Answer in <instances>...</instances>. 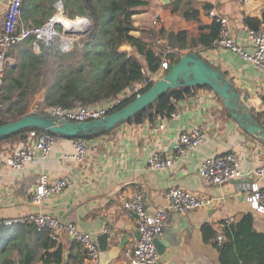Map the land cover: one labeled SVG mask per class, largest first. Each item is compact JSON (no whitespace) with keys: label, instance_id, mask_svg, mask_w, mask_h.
<instances>
[{"label":"crops","instance_id":"crops-1","mask_svg":"<svg viewBox=\"0 0 264 264\" xmlns=\"http://www.w3.org/2000/svg\"><path fill=\"white\" fill-rule=\"evenodd\" d=\"M190 1L193 9L198 11L200 23L206 27L214 21L207 15V10L215 8L219 15L227 19L234 40L248 50L252 48L247 39V27L250 25L242 19L246 18L253 24L257 22L258 29L264 28V0ZM7 3L8 0H0V22ZM23 3L25 10L19 19L23 28L46 21L43 18L32 22L31 17L26 21L24 15L31 3L29 0H23ZM168 3L154 0L153 6L148 3L141 13L149 9L154 11L152 16L158 15V27L155 29L166 32L186 30L189 36L195 37L198 23L184 20L180 12L171 14L166 7ZM142 20V23L134 24L142 28L148 26L143 17ZM123 46L124 50H131L130 46ZM197 49L222 73H231L230 81L246 92L250 105L258 112L264 126V71L218 47L215 40L212 48ZM9 51L7 56L11 62ZM216 98L211 90L201 87L163 96L158 106L145 110L143 118L125 122L106 134L85 140L87 153L80 161L69 157L73 151V139L56 137L45 159L36 157L34 162L21 169L2 164L0 225L6 220L23 224L30 214L43 213L74 223L80 231L91 233L96 242L99 235L109 231V245L105 252H99L98 264H127L125 252L136 244L138 236L136 218L123 209L122 202L140 191L146 209L154 211L165 204L163 194L167 189L182 187L212 198L213 203L186 214H171L162 236L157 238L158 246H155L161 264H220L218 245L221 242L216 239L219 229L236 222L242 215L250 214L254 230L264 234V213L255 212L246 201L251 183L256 182L260 189H264V177L246 175L264 165V144L244 132L227 116L222 105L216 108L217 119L213 117L209 105L217 104ZM167 113L177 116L166 121L165 131L151 133L150 128ZM198 125L205 127L206 136L196 148L186 149L174 158L173 165L167 170L148 168L147 159L152 151L170 156L179 133ZM29 140L28 134L20 139L1 141L0 158H7L16 148L28 144ZM230 151L237 153L245 175L221 186L204 183L198 176L201 161L207 156ZM42 172L51 179L67 178L69 184L60 193L35 204L30 197L36 178ZM43 241L44 238L37 239L35 264H43V259L55 264L52 263L53 257H47V253L53 254L58 249L60 264H92L82 246L65 233L47 244Z\"/></svg>","mask_w":264,"mask_h":264},{"label":"trees","instance_id":"trees-1","mask_svg":"<svg viewBox=\"0 0 264 264\" xmlns=\"http://www.w3.org/2000/svg\"><path fill=\"white\" fill-rule=\"evenodd\" d=\"M24 6L25 3L22 5V12L25 10ZM146 6H148L147 0H82L81 13L78 16L87 17L92 25L80 51L81 60L75 64L58 65L53 82L47 87L43 105L70 107L115 98L126 88L147 80L150 75L156 73L160 69L163 58L170 61V67L186 52L196 51L200 54L197 48L213 47V41L218 36L219 23L214 20L208 27L202 25L198 18V11L193 9L190 0H170L166 7H169L171 14L180 12L184 20L198 23V33L195 37L189 36L186 30L166 32L164 29H155L151 26L138 27L134 24V17ZM247 23L250 28L255 30L259 28L257 22L253 24L248 20ZM19 27L18 25V29ZM157 39L162 42L155 47L152 46V42ZM23 42L26 45L19 50V55H17L20 62L22 61L20 65L22 64L25 71L28 70V75L33 67L39 74L43 60L29 48L32 38ZM57 43L44 45L43 51H47L48 54L58 52L57 56L61 59L65 56L69 57L70 50L62 52L58 47H56L57 50L53 49ZM122 45L130 46L131 50H120ZM77 50L79 49L76 47L75 51ZM167 50L169 51L166 52ZM72 57L75 55L72 54ZM15 71L16 67H9L8 74L3 80H9L10 84L21 90L18 100L11 102L10 95L3 93L1 87V102L8 103V107L5 111L2 110L0 125L29 115L27 102L22 105L20 103L26 97V89L21 88L20 79L12 76ZM151 85L152 83L147 84L139 91V94ZM10 88V86L6 87V90L9 91ZM201 88L209 89L206 86ZM180 91L183 90H169L164 97ZM135 97L136 95H132L123 99L110 112L122 108ZM262 99L264 101V97ZM158 102V100L155 101L147 109L158 106ZM145 110L128 121L143 118ZM34 114L44 115L43 110ZM31 131H36V129L22 130L17 134L0 139V142L20 139ZM39 237L44 238V244L51 240L47 231L37 232L30 223H15L6 226L2 222L0 225V264H35L36 243ZM41 243L42 241L39 242ZM218 250L220 264H264V234L254 230L250 214L242 215L236 222L223 228V238L218 245ZM59 252L60 249L53 254L47 253V257H53L51 258L52 263L60 264ZM43 264L51 263L50 260L43 259Z\"/></svg>","mask_w":264,"mask_h":264},{"label":"built area","instance_id":"built-area-1","mask_svg":"<svg viewBox=\"0 0 264 264\" xmlns=\"http://www.w3.org/2000/svg\"><path fill=\"white\" fill-rule=\"evenodd\" d=\"M214 1V0H210ZM23 0H8V3L2 14L0 22V94L3 83L6 66L10 63L7 52L17 43L23 42L28 38H32L34 50H40V41L46 45H50L55 41L63 52L72 49L74 41L83 35H86L90 29V20L87 17H75L69 19L71 22L79 19L80 30L76 34L68 36L63 31L57 30V20L55 15L50 17L41 26L35 27H19V19L22 15ZM57 14L62 15V4L57 2ZM207 15L219 23V32L215 40L218 47H222L229 53L234 54L244 63L251 65L257 69L264 71V28L253 29L247 27V39L252 44L251 49L244 48L237 43L231 35L227 19L219 15L215 8L211 7L207 10ZM63 16V15H62ZM247 23V19H242ZM151 26L158 27V15H153ZM67 39H69L67 41ZM68 42V43H67ZM160 39L152 42V46L161 43ZM167 50L166 52H168ZM170 61L166 58L162 59L160 69L149 76L147 80L138 82L132 87L126 88L120 95L115 98L102 100L89 105L77 104L70 107H62L60 105H51L43 110L44 115L58 120L69 122H83L99 119L119 104L123 99L132 95H139V91L147 84L154 83L161 78L165 71L169 70ZM227 79L231 78V73H223ZM264 95V89L262 91ZM38 112L37 108H32L30 113ZM2 114V103L0 99V118ZM175 113H167L163 117L158 118L157 122L150 128L151 133H161L165 131L167 120L176 117ZM30 140L28 144L16 148L7 158H0V166L2 164L14 168L21 169L27 164L36 160V157L45 159L52 147L56 137L40 131H31L29 133ZM206 136V130L203 125L192 127L191 129L179 133L170 156H163L157 151H152L147 159V166L151 170L161 171L169 169L174 158L182 155L186 149L196 148ZM73 151L70 158L76 161L83 160L86 157L87 148L85 140L73 139ZM251 174L255 178L264 177V165L256 167L246 173ZM240 159L235 152H226L218 156L205 157L198 167L199 178L210 186H221L235 178L241 177ZM69 184L67 178L51 179L46 173H40L36 178V186L31 194L30 200L35 204H41L50 196L60 193ZM165 204L158 207L154 211L146 209L142 193L136 191L130 197L122 202V207L136 218V230L139 238L136 244L125 252L127 264H161V257L158 253L154 240L162 236L172 213L186 214L197 209L207 208L212 205L213 199L192 193L182 187H171L164 192ZM246 201L250 208L257 213H264V189H260L256 182L251 183L246 193ZM24 222L33 225L37 232L47 231L51 240H56L62 233L70 236L75 242L82 246L88 260L92 264H98L99 249L94 236L91 233L80 231L72 222H65L54 216L37 213L30 214ZM11 221H3V225L10 226ZM223 238V228L217 231L216 239L221 242Z\"/></svg>","mask_w":264,"mask_h":264},{"label":"water","instance_id":"water-1","mask_svg":"<svg viewBox=\"0 0 264 264\" xmlns=\"http://www.w3.org/2000/svg\"><path fill=\"white\" fill-rule=\"evenodd\" d=\"M168 3V0H161ZM62 26L60 23H56ZM66 33V32H65ZM70 32L69 34H71ZM67 34V33H66ZM73 34H76L75 32ZM209 87L218 97L226 114L249 136L264 144V126L258 112L249 103L246 92L237 88L230 79L196 51L184 53L169 70L156 80L146 91L137 95L122 108L90 121L69 122L43 114H29L0 125V139L17 134L22 130H35L70 139L98 137L128 120L155 101H159L169 90H187ZM139 238V233L137 232ZM111 234L106 231L97 237L99 252H105ZM158 246V240H154Z\"/></svg>","mask_w":264,"mask_h":264},{"label":"rangeland","instance_id":"rangeland-1","mask_svg":"<svg viewBox=\"0 0 264 264\" xmlns=\"http://www.w3.org/2000/svg\"><path fill=\"white\" fill-rule=\"evenodd\" d=\"M147 1L150 4V6H153L154 0H147ZM57 2H61L62 13L63 15L67 16L68 19H75V17L73 16L79 15L81 13L82 0H29V3H31V7L25 12V15H24L25 20L27 21V19L31 17L32 22H37V20H40L43 18H45V20L47 21L50 17L57 14V11H58V7L56 6ZM153 12H154L153 10L149 11V9H147L146 11H144V13L137 14L134 17V22L142 23L143 21L142 17L144 18V20L147 21V19H150V17H152ZM139 15H142V16H139ZM149 21L150 20H148L147 23H148V26L150 27ZM42 24L43 23L35 25V26L39 27ZM91 25L92 23L90 20V28H91ZM19 26L22 27L20 22H19ZM57 30L58 32H60L61 28L57 26ZM68 36L70 37V35ZM85 38H86V35H83L82 37L80 36L77 41H74V44L72 45L73 46L72 49L68 52V54L70 53L69 55L71 57L65 56L64 59H61L57 56L59 55L58 52L48 54L47 51H43V46L44 45L46 46V44L40 41H37V43L40 45L39 51L34 50L33 45L31 44L29 48H31L32 52L40 56L41 60H43V63L40 68L41 72H39V74H37L38 71L35 69V67H33L31 68L30 70L31 72L28 75L29 73L28 70L25 71L22 68V64L20 65L22 61L20 62V58H18L17 55H19V52H20L19 50L23 48L24 45H26L24 44V42L17 43L10 49L9 52H10V55L12 56L11 62L6 66L4 76L8 74L9 67H12V68L16 67V71L12 73V76L15 77L16 79H20L22 82L21 88L26 89V92H25L26 97L20 103L22 105L27 102L28 114H31L30 111L32 108H37L38 111H41V110H44L46 107H48V106L43 105L44 104L43 101H44V98L47 92V87L50 85V83L53 82V76L55 75L58 65L62 64L65 66L67 63L75 64L78 61H80L81 60L80 51L83 46V43L86 40ZM68 40L69 39H67V41ZM55 41H57V37H55ZM55 41L52 44L57 43ZM56 47L59 48L58 43L55 47L53 46V49H56ZM74 47L75 48L77 47L79 50L75 51ZM124 49H125V46L120 47V50H124ZM72 54L75 55V57H72ZM35 74H36V77H35ZM8 86L11 87L9 91L6 90V87ZM2 88H3L2 90L3 93H8L10 95L11 102L18 100V94L21 90L20 88H18L15 85L10 84L9 80H6V81L3 80ZM216 100H217V104L211 103L209 105L212 111V115L215 118L217 115V109H216L217 106L222 105L218 97L216 98ZM1 103H2V110L5 111V109L8 107V103L6 102L4 103L1 102Z\"/></svg>","mask_w":264,"mask_h":264},{"label":"bare ground","instance_id":"bare-ground-1","mask_svg":"<svg viewBox=\"0 0 264 264\" xmlns=\"http://www.w3.org/2000/svg\"><path fill=\"white\" fill-rule=\"evenodd\" d=\"M55 19L57 20V23L62 24L63 31L66 32L68 35H72L74 32H78L81 27L80 25H82L79 23V20L78 21L75 20L74 22H71V20L60 14H56ZM70 32L72 33L69 34Z\"/></svg>","mask_w":264,"mask_h":264}]
</instances>
